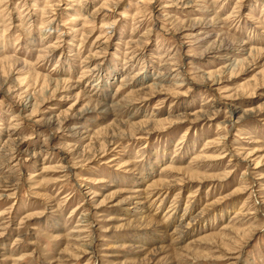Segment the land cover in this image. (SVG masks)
<instances>
[{"label":"rangeland","instance_id":"rangeland-1","mask_svg":"<svg viewBox=\"0 0 264 264\" xmlns=\"http://www.w3.org/2000/svg\"><path fill=\"white\" fill-rule=\"evenodd\" d=\"M0 264H264V0H0Z\"/></svg>","mask_w":264,"mask_h":264}]
</instances>
